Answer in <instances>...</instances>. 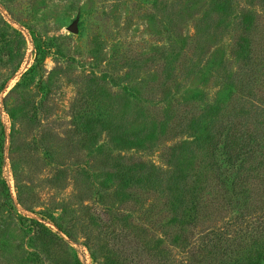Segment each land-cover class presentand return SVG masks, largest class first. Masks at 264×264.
<instances>
[{
    "label": "rangeland",
    "instance_id": "374dc122",
    "mask_svg": "<svg viewBox=\"0 0 264 264\" xmlns=\"http://www.w3.org/2000/svg\"><path fill=\"white\" fill-rule=\"evenodd\" d=\"M263 46L264 0H0V264H127L118 235L150 208L156 264H264V141L239 194L205 156L220 119L264 132ZM239 209L228 250L181 253Z\"/></svg>",
    "mask_w": 264,
    "mask_h": 264
},
{
    "label": "trees",
    "instance_id": "16d2710c",
    "mask_svg": "<svg viewBox=\"0 0 264 264\" xmlns=\"http://www.w3.org/2000/svg\"><path fill=\"white\" fill-rule=\"evenodd\" d=\"M242 34L243 32L238 35L235 41V45L238 42V46H241L242 43ZM237 47V46H236ZM261 54L264 56V46L261 47ZM239 50V47H237V52ZM258 55V56H260ZM253 56V54H250V56H247L244 60L247 61L246 64L249 62H252L253 59H250ZM239 71V70H238ZM243 72V68L240 69L238 74L235 75L238 77L240 72ZM243 75H247V71L243 72ZM246 79L239 78L237 79V82L241 85L243 83H246ZM260 98L258 99V103H254L252 105L251 109V115L254 116L258 113H262L263 106L264 105V90L261 91ZM264 119V118H263ZM216 128L212 133L209 132V136L207 138L206 147H205V156L206 158H210L212 170L217 172L221 175V173L224 175V182L221 181V185L225 188L226 183H229L230 189L232 192L239 194L240 188L244 185H246L247 179L250 175V159L254 156V151H256L255 147L258 146V142L255 139V137L259 136V140L263 144L264 139V132L255 131L250 127V125H244L243 127H238L237 124L241 123L240 121L234 123L233 120L225 121L223 119H220L217 121ZM242 124V123H241ZM222 133H225L223 135V139H218ZM258 134V136H257ZM172 149V148H171ZM172 156V153L170 155V158ZM171 160V159H170ZM172 162L168 161V159L165 157L163 159L162 164H166L168 166L167 169L163 168L162 165L156 166L154 164L147 165L149 169L156 172L157 178L159 179V184L164 181L172 180V178L175 176L176 168L174 169V172L171 169ZM157 171H159V176L157 174ZM264 172V170L262 171ZM176 178L178 179L179 176L177 175ZM217 178L218 177L217 175ZM192 179L190 178L189 181ZM142 181V177L138 180ZM193 182V181H192ZM186 185V184H185ZM189 189H186V191L191 192V183L188 182ZM186 188V187H185ZM264 192V181L261 183V187L258 189L257 194H263ZM185 196V194L183 193ZM186 197V196H185ZM246 198V197H245ZM190 199V198H189ZM21 204L24 205L23 201L21 200ZM244 206L242 209L247 208L246 202L243 203ZM184 210H187V212L191 213L193 215V218H196L198 216L199 208L198 203L195 201L193 202V199L191 200L189 205H184ZM242 209H239L236 211V215L234 219H231L228 223V227L226 230H222L220 228H212L208 230L210 233H205L204 231H201V234L196 239L194 245L192 248H187L182 250V254L186 253L189 254L191 258H193V254H197L199 249H203L208 245V243L211 245L217 244L221 242L223 239L222 237H225L226 245L224 249H229L230 246L233 244V238L240 236L244 230L251 226L253 223L251 221H247L248 216L242 212ZM152 208H150L147 211H144L141 213L139 217L127 218L128 222L133 220H140L141 223H139L137 229L138 231H131L124 227L123 234L118 235L117 238V251H119L120 254L124 256V258H128L131 262H128L127 264H156L155 261L149 260L150 254H145L144 251L139 248V246L142 247V242L140 241V235L143 236V238H147V236H150L153 234V231L156 230L160 225V220L157 218L153 221V213ZM247 211V209H246ZM135 211H130V213H133ZM264 212V211H263ZM190 214V215H191ZM121 215L118 213H114L113 219L119 218ZM124 216V215H123ZM126 217V216H124ZM237 221V222H236ZM36 224L41 225L40 222H36ZM57 226V223H55ZM245 224L244 229H242V226ZM60 225H58L59 227ZM256 229L261 228L259 234L264 233V215H260L258 219V223L255 224ZM46 228V227H45ZM126 228V229H125ZM61 230V227L59 228ZM140 230V231H139ZM50 231V230H49ZM142 231V232H141ZM68 237H70L69 233L67 231H64ZM140 232V233H139ZM204 232V233H203ZM257 232V231H254ZM138 233V234H136ZM143 233V234H142ZM140 234V235H139ZM210 234H214L213 237H210ZM227 235H230L232 238L226 237ZM136 238V240L134 239ZM143 248V247H142ZM197 248V250L195 249ZM186 250V251H185ZM189 257V256H188ZM211 261V260H210ZM213 262V261H211ZM214 263V262H213ZM179 264H191L188 258H183L179 260Z\"/></svg>",
    "mask_w": 264,
    "mask_h": 264
},
{
    "label": "water",
    "instance_id": "95a60500",
    "mask_svg": "<svg viewBox=\"0 0 264 264\" xmlns=\"http://www.w3.org/2000/svg\"><path fill=\"white\" fill-rule=\"evenodd\" d=\"M69 30L72 32H76V25L75 23H73L72 25H70Z\"/></svg>",
    "mask_w": 264,
    "mask_h": 264
}]
</instances>
